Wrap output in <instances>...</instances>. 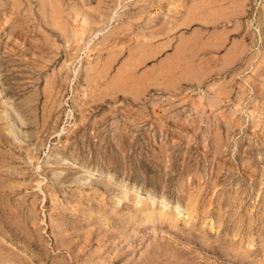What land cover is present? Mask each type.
Here are the masks:
<instances>
[{
  "label": "rangeland",
  "instance_id": "obj_1",
  "mask_svg": "<svg viewBox=\"0 0 264 264\" xmlns=\"http://www.w3.org/2000/svg\"><path fill=\"white\" fill-rule=\"evenodd\" d=\"M0 264H264V0H0Z\"/></svg>",
  "mask_w": 264,
  "mask_h": 264
}]
</instances>
